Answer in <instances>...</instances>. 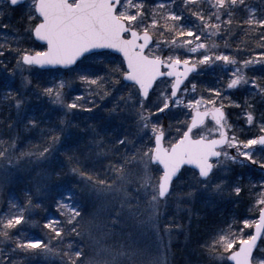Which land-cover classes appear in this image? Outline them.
Here are the masks:
<instances>
[{"label": "snow or ice", "instance_id": "6c2138e0", "mask_svg": "<svg viewBox=\"0 0 264 264\" xmlns=\"http://www.w3.org/2000/svg\"><path fill=\"white\" fill-rule=\"evenodd\" d=\"M0 100V264H170L197 203L245 192L200 247L264 264V0H0Z\"/></svg>", "mask_w": 264, "mask_h": 264}, {"label": "rangeland", "instance_id": "374dc122", "mask_svg": "<svg viewBox=\"0 0 264 264\" xmlns=\"http://www.w3.org/2000/svg\"><path fill=\"white\" fill-rule=\"evenodd\" d=\"M19 21H20V15L17 13V14H15L13 20L11 21V24L15 27H19ZM36 50H40V49L36 48ZM26 75H27V73H26ZM17 78L19 81V77H17ZM63 78L66 80L73 81L72 88H65V93H66V96L68 97V102H70L71 97L78 93V92L72 91V89L77 87V82L74 81V74H71V73L65 74ZM15 83H16L17 87H19V83H17V82H15ZM36 83H37V81H33L31 92H29V95H28L29 101L33 102L34 104H37L38 106L43 107L45 109V111H50V110L54 109L55 106L52 105L48 101L47 98L40 97L39 99H37L36 96L32 95V92L36 91V87H35ZM39 83H41L43 85L44 81H40ZM79 94H82V90L80 91ZM255 103H256L257 109L259 111L264 110V108L260 107V101L259 100H256ZM239 112L236 111V113H235L236 116H235L234 121L237 120V118H238L237 114ZM169 122L174 123V121H172V120ZM80 126L83 127V124H81ZM252 131L255 132L256 129H253ZM80 133H81V131H80ZM245 134H248L246 127H245ZM36 135H37V138H35L33 140V142H39V133H36ZM81 135L83 136V134H81ZM190 175H191V173L187 174V176H189V177H190ZM181 183H183V181H181ZM242 197H243L242 200L238 204H235V206H234V204H229V203L226 205V207L231 205V208H229V212L236 213V211H235L236 208L240 207V211L243 215L249 214L248 209L251 206L250 194H248V192H245L242 194ZM223 204H224L223 201H221V202L219 201L216 204H207L205 202H200L194 206V210H193V213L191 216L190 227H189V221L187 218H184L182 220V223L185 225V233H186L187 238L185 235H182V236L173 235V237H172V247H171L172 255L169 256L170 264H177L178 258L176 256V254L174 252H172V249L176 246H179L181 249L186 250V252L184 253V255L186 254V263H188L190 260V262H189L190 264H213V262L209 260L208 256L201 249L200 243H202V241L207 237L208 231H210L213 228L212 224H213V221H215V219H216L215 215L213 218V214L215 212V208H217L216 206L217 205L221 206ZM224 207L225 206H221V208H224ZM223 212L225 213L226 211L221 210V211H219V213L218 212L216 213L218 218H221L220 213L223 214ZM210 218L213 221H210ZM208 223L210 226L209 229H207V227H206L208 225ZM194 260H198L199 262L196 263Z\"/></svg>", "mask_w": 264, "mask_h": 264}, {"label": "trees", "instance_id": "16d2710c", "mask_svg": "<svg viewBox=\"0 0 264 264\" xmlns=\"http://www.w3.org/2000/svg\"><path fill=\"white\" fill-rule=\"evenodd\" d=\"M254 2H255V0H254ZM5 22H6V21H5ZM246 39H247V37H245L244 34H243L242 32L237 31L236 34H235V35L231 38V40H230L231 47H232V48H235L236 46H239V47H241V48H244V45H243V43H241V41L246 40ZM217 42H218V43H221V45H223V41H220V40L218 39ZM250 44H251V48L254 49V50L251 52V54H252V55H258V54L260 53L261 49L258 48V47H256V45H255V41H251ZM249 75H251V73H249ZM213 80H214V75H213V73H212V72H208L207 75H201V76L197 77L195 82L198 83V84H200V85L203 87V86H206L207 84L211 83ZM16 82L19 83L18 78L16 79ZM16 86H17V85H16ZM79 93H80V92H78L77 94H79ZM77 94H76V95H77ZM28 99H29V98H28ZM234 99H235L237 102H239V103H243V101H244V99H245V96L237 95V96L234 97ZM30 103H31L33 106H38L37 104H34L33 102H30ZM40 107H41V106H40ZM260 110H261V109H260ZM229 111L232 113V115H231V117H230V120L234 121L235 116H236V114H235L236 111L239 112L240 110H239V109H229ZM263 111H264V110H263ZM53 118L55 119L56 116L53 115ZM10 119H11V120H14V119H15V109L12 108V107H10V105H9V103H8L7 101L0 100V122H6V121H9ZM169 121H171V120H164L163 123H164L165 125H167V124L170 123ZM74 123L80 124V120H76V121H74ZM241 126H242V127H246V126H243L242 123H238V124H237V127H238V128L241 127ZM81 128H83V127L81 126ZM0 131H3L5 134H8V130H7L6 127L0 128ZM72 131H73L74 135L82 136L81 134H83L82 132L80 133V130H79V129H73ZM20 132H21L22 135H33L35 138H37L36 133H31V134H30V133L23 132V128H22V126H21V129H20ZM85 139H86V138H85ZM236 170H237V171H243L242 169H239V168H237ZM244 183H245V184L248 183L247 178H245ZM248 194H249V193H248ZM218 202H219V201H218ZM220 202H221V201H220ZM227 204H228V203H225V202H224V204L221 205V206H225L224 208H221L220 205H217V206H216L217 208H215V212H214V214H213V218H214V215H215V217H216L215 221H219L221 218H223V217H225V216H227L229 219H231L234 215H243V214L241 213V211H240V207L236 208V210H235L236 213H231V212H229V208H231V205L228 206V207H226ZM234 206H235V204H234ZM221 210L226 211V212H225V213L223 212V214L220 213L221 218H218V216L216 215V213H217V212L219 213V211H221ZM210 221H213V220H211V218H210ZM210 221H209V222H210ZM128 223H129V226H132L135 222H134V221H129ZM214 226H215V224H212V227H214ZM206 227H207V229H209V227H210V226H209V223H208V225H207ZM208 232H209V231H208ZM172 252H174V253L176 254L177 258H178L177 264H190V263H189L190 260H189L188 263H186V254L184 255V253L186 252L185 249H181L179 246H176V247H174V248L172 249ZM194 261H195L196 263L199 262L198 260H194Z\"/></svg>", "mask_w": 264, "mask_h": 264}, {"label": "water", "instance_id": "95a60500", "mask_svg": "<svg viewBox=\"0 0 264 264\" xmlns=\"http://www.w3.org/2000/svg\"><path fill=\"white\" fill-rule=\"evenodd\" d=\"M186 167H191V166H186ZM183 171V170H182Z\"/></svg>", "mask_w": 264, "mask_h": 264}]
</instances>
